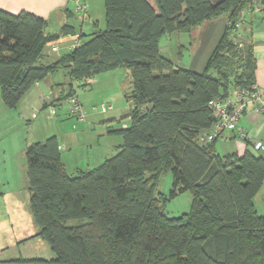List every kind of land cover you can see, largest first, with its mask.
I'll return each instance as SVG.
<instances>
[{"label":"trees","instance_id":"16d2710c","mask_svg":"<svg viewBox=\"0 0 264 264\" xmlns=\"http://www.w3.org/2000/svg\"><path fill=\"white\" fill-rule=\"evenodd\" d=\"M106 23L68 54L42 62L46 47L70 31L47 32L48 21L0 8V86L16 106L37 80L61 66L83 82L124 67L132 81L131 124L117 153L70 175L56 136L27 147L30 208L63 264H264V214L255 197L264 183V157L246 150L221 157L199 141L216 120L211 101L236 87L251 89L257 59L250 42L236 38L245 11L264 0H105ZM227 16L225 30L202 72L160 53L159 39L189 33ZM97 25V23H96ZM67 30V29H66ZM239 137V135H238ZM168 191H158L163 172ZM192 193L191 209L170 216L164 203Z\"/></svg>","mask_w":264,"mask_h":264},{"label":"rangeland","instance_id":"374dc122","mask_svg":"<svg viewBox=\"0 0 264 264\" xmlns=\"http://www.w3.org/2000/svg\"><path fill=\"white\" fill-rule=\"evenodd\" d=\"M81 1L87 4L90 17L82 28L80 15L83 13L74 5L77 35L104 28L105 0ZM252 11L256 19L255 31L264 32V28H260L261 24L264 25L262 13L257 7ZM199 27L189 33L174 31L164 34L159 39L160 53L178 66L189 65L191 55L198 48ZM236 34L238 41H243L239 29ZM87 38L83 36L81 42ZM54 43L44 51L42 62L45 64L71 51L67 43L53 50ZM90 78L89 84L82 85L83 82L71 76L69 67L61 66L35 81L13 107L4 102L0 86V264H63L49 259L54 253L49 241L39 234L41 226L30 208L26 155L30 144L56 136L67 172L76 175L77 168L92 169L114 156L117 146L124 141L122 134L111 130L131 124L134 105L127 93L132 81L130 70L119 67ZM72 96L82 106V117L73 111ZM102 104L111 108L102 111ZM248 110L251 116L256 114L259 118L253 122L247 114H242L239 125L247 124L245 130L252 143L262 141L263 149H255L252 143L248 147L253 148L257 156L264 157V114H257L253 107ZM236 141L246 143L240 138L227 140L220 137L215 144L217 153L223 157L235 151ZM171 184L172 174L163 172L156 195L160 197L158 191L168 193ZM192 199V193L186 191L165 202L164 209L170 216L181 215L191 209ZM255 205L258 212L264 214V183L255 197ZM39 237L45 240L44 244H40Z\"/></svg>","mask_w":264,"mask_h":264},{"label":"crops","instance_id":"0c3cea01","mask_svg":"<svg viewBox=\"0 0 264 264\" xmlns=\"http://www.w3.org/2000/svg\"><path fill=\"white\" fill-rule=\"evenodd\" d=\"M77 0H0V8L8 11L12 14H18L22 11H28L34 13L45 20L48 21V26L46 28L47 32L57 33L60 32L61 29L66 26L64 31H71V33L67 34L69 36L77 35L76 33V21H75V7H77ZM259 9V8H258ZM249 9L245 11L244 16L242 17V21L239 23L241 31L243 35V41H249L253 45V50L257 59V68L255 74V81L260 89V91H264V32H256L254 22L256 19L254 18V12ZM90 14L88 11V19H84L83 15H80L81 19V27H85V22L89 20ZM262 22L264 23L263 19ZM227 24V16H220L215 19L204 21L198 31V48L191 55V60L189 65L185 66L190 68L196 72H202L207 64V61L213 52L215 46L217 45L219 39L221 38L225 27ZM260 28H264V25L261 24ZM63 36V35H62ZM65 38H59L54 42L58 43V45L65 43ZM67 39V38H66ZM243 114H247L248 118H250L253 122L259 117L255 114L251 116L249 110L247 109ZM246 121H248L246 119ZM243 123L241 125L244 129H247V124ZM225 139H238V133L236 131H228L224 133ZM247 148L245 142L236 141V149L240 154H242ZM250 150H252L249 147ZM253 151V150H252ZM63 161V160H62ZM64 163V162H63ZM65 165V164H64ZM38 240H41L40 244H44V239L40 237ZM53 252V251H52ZM54 255H52L49 259H52ZM41 264H45L41 263ZM52 264V263H47Z\"/></svg>","mask_w":264,"mask_h":264},{"label":"built area","instance_id":"2783aa9c","mask_svg":"<svg viewBox=\"0 0 264 264\" xmlns=\"http://www.w3.org/2000/svg\"><path fill=\"white\" fill-rule=\"evenodd\" d=\"M76 9L83 13L84 19H88V7L84 1L79 0ZM236 26L239 29V23ZM61 37L65 38L64 40L69 50L81 44V35H63ZM240 43L243 44V41L241 40ZM59 46L60 45L55 42L52 44V49L58 50ZM91 79L92 78H86L84 82L89 84ZM70 99L74 106L73 111L82 117V106L79 100L75 96H72ZM210 105L216 120L209 128L200 133V142H211L214 139L222 137L227 131H236L240 139L246 141L248 138L251 140L247 131L239 125L240 117L249 107H253L259 115L264 114V91H260L257 84H254L251 89L236 87L230 95L223 99H214L211 101ZM110 108L111 106L108 104H102L101 106L102 111H107ZM252 145L255 149H263L261 140L253 142Z\"/></svg>","mask_w":264,"mask_h":264}]
</instances>
